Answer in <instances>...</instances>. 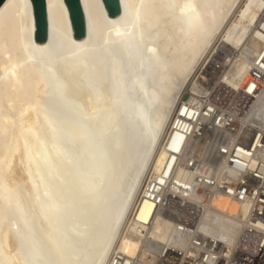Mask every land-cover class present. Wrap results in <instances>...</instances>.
<instances>
[{"label":"bare ground","instance_id":"1","mask_svg":"<svg viewBox=\"0 0 264 264\" xmlns=\"http://www.w3.org/2000/svg\"><path fill=\"white\" fill-rule=\"evenodd\" d=\"M241 1L119 0L111 18L103 0H80L86 34L75 40L64 0H46L43 44L32 1H4L0 264H107L112 251L136 254L145 234L129 216L147 175L164 166L160 143L183 94L197 91L193 73L218 39L242 56L264 40L262 0L230 22ZM67 190L79 197L72 217H87L64 226ZM213 204L202 228L231 246L240 223L226 214L236 209L220 197ZM155 210L146 200L135 217L147 221ZM169 232L154 218L147 247L170 243Z\"/></svg>","mask_w":264,"mask_h":264},{"label":"built area","instance_id":"2","mask_svg":"<svg viewBox=\"0 0 264 264\" xmlns=\"http://www.w3.org/2000/svg\"><path fill=\"white\" fill-rule=\"evenodd\" d=\"M260 23L264 0L256 25L264 33ZM193 84L197 91L183 94L161 140L164 166L147 175L129 216L143 227L141 248L132 257L112 251L107 264H264V40L251 56L214 47ZM216 197L236 209L226 214L240 223L231 246L202 228L206 209L218 211ZM146 200L156 210L143 221L135 214ZM154 218L169 226L171 242L150 250Z\"/></svg>","mask_w":264,"mask_h":264},{"label":"water","instance_id":"3","mask_svg":"<svg viewBox=\"0 0 264 264\" xmlns=\"http://www.w3.org/2000/svg\"><path fill=\"white\" fill-rule=\"evenodd\" d=\"M5 0H0V6ZM35 16V42L43 44L48 36L46 0H31ZM70 15L75 40H81L86 34V24L80 0H64ZM107 15L111 18L120 13L119 0H103Z\"/></svg>","mask_w":264,"mask_h":264},{"label":"rangeland","instance_id":"4","mask_svg":"<svg viewBox=\"0 0 264 264\" xmlns=\"http://www.w3.org/2000/svg\"><path fill=\"white\" fill-rule=\"evenodd\" d=\"M253 3H255V1L254 0H242L241 2H240V4H239V6H238V8L237 9H235V12H234V15L231 17V19H230V22L232 23L233 22V20L235 19V17H236V14L235 13H237V14H240L242 11H244L249 5H252L253 6ZM232 20V21H231ZM222 45H221V42L219 41V39L218 40H216L215 41V43H213V47H221ZM212 47V48H213ZM150 170V169H149ZM21 191H23L24 192V190L23 189H21ZM68 191V198H69V209H73V211H70V210H68V211H65V213H62L60 216H59V219H58V221H59V223L60 224H62V225H64V226H68V221H67V218L66 217H70L71 218V220H78V222H80L81 220H83V219H86V217H87V214L85 215V216H83V217H78V216H76V217H72V214L71 213H74L75 211H76V209H78V206H77V204H76V202L78 201V199H79V197H75V196H73V194H71L70 192H69V190H67ZM25 195H26V193H24ZM23 194V195H24ZM26 196H28V194L26 195ZM75 207V208H74ZM103 210L104 211H107L108 209H109V202L108 201H106L104 204H103ZM80 220V221H79Z\"/></svg>","mask_w":264,"mask_h":264}]
</instances>
